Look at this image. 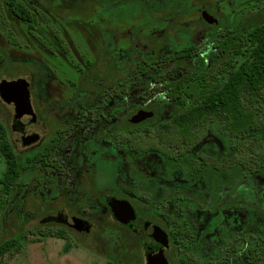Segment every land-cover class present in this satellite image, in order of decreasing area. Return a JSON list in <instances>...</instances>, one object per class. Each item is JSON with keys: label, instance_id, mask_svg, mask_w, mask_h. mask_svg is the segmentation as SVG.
<instances>
[{"label": "rangeland", "instance_id": "rangeland-1", "mask_svg": "<svg viewBox=\"0 0 264 264\" xmlns=\"http://www.w3.org/2000/svg\"><path fill=\"white\" fill-rule=\"evenodd\" d=\"M15 1L31 11L32 21L16 16L8 0H0V80H28L32 106L42 115L44 84L47 110L72 104L69 100L76 91L92 88L93 84L85 79L88 72L87 75L102 78L107 71L102 79L104 87L113 89L114 84L118 88V78H111L112 65L103 62L104 55L97 67L86 64L87 60H97L102 52L112 54L115 50V64L121 66L120 47L128 60L203 42V53L184 61L188 68L201 72L215 58L211 42L217 33L264 21V0ZM203 9L206 16L217 21L215 25L206 22L205 15L206 21L202 20ZM128 64L126 61L127 68ZM144 86L147 85H140L142 90L137 86L132 89L124 104L126 108L133 101L140 102L138 94L139 90L145 92ZM155 93L165 98L158 89ZM166 106L155 119L126 127L121 134L120 142L125 137V145L120 151L123 175L117 177L121 181L119 188L152 206L169 229L180 233L188 230L190 239L178 245L181 264H227L235 250H245L240 256L246 258L249 248L264 243V87L254 104L260 112V130L238 145L234 136L223 129L219 117L200 123L204 128L197 131L196 146L186 144L172 129L173 119L181 109L175 104ZM14 114L13 106L0 97V120L10 142L20 137L11 132ZM109 120L111 123L112 117ZM39 123L29 130L39 132ZM160 123L167 129L163 130ZM103 124L97 123L96 130ZM133 136L154 148L136 151L127 141ZM107 138L111 145L118 143L117 136ZM14 144L18 154L32 150L20 141ZM38 145L39 142L35 147ZM5 167L0 153V179ZM108 169L105 167L104 172L110 173ZM57 183L70 185V178L63 175ZM45 186L48 185L42 180L41 170L35 168L26 172L7 196L0 210V240L18 234L24 239L19 252L0 254V264H106L102 257L108 251L106 238L111 239L120 231L110 210L102 214L96 208L78 209L94 223L87 236L68 228L66 238H39L36 232L43 217L64 207L71 216L77 213L74 203H67V193L60 197L59 192L44 189ZM48 224L51 228L60 226Z\"/></svg>", "mask_w": 264, "mask_h": 264}, {"label": "flooded vegetation", "instance_id": "flooded-vegetation-1", "mask_svg": "<svg viewBox=\"0 0 264 264\" xmlns=\"http://www.w3.org/2000/svg\"><path fill=\"white\" fill-rule=\"evenodd\" d=\"M205 13V9H203L201 12L202 20H205L203 17ZM208 25L211 26L209 23ZM244 29L247 28L240 27L233 30ZM223 31L224 32L217 33V35L214 36V40L211 42L215 51L213 62L203 68L201 72L208 70L219 60L220 51L217 48L216 42L221 39L222 35L226 32V30ZM188 44L193 46V57L188 60H194L203 53L202 46L200 47L203 42L202 44L200 43V45L196 43ZM170 48L171 49L164 53L162 51V54L157 56L146 53L141 54L138 58H128V60H125L127 59L125 58V50L120 47L118 53L120 56H123L121 57V61L118 62L119 64H122L121 66L115 64V50L112 54L109 51L100 52V57L97 60H91V62L87 60L86 64L88 67H93V65L96 64L97 67L98 64H100L101 58H103L101 55H104L105 60L108 61H102L112 65L110 72L111 75H113L111 78H118V88L115 89L114 84L113 89L107 88V86L104 87L105 83L102 82V79L104 80L106 78L104 76H106L107 71L102 78H99L91 74L87 75L89 74L87 68L86 71L88 73L86 74L85 79L89 84H93V87L76 91L75 95L69 100L72 104H60L57 108L54 107L51 110H47L48 107L45 103L47 89L44 84L41 93V103L45 115L40 114L34 108V111L37 114L36 122L21 123L14 119L11 124V132L13 134H20V137L16 138L15 141H20L26 149H32L26 154L40 152L42 158H46V162H43V165L39 164L37 166V169L39 168L42 172L43 182H47L48 185L43 188L46 189L49 187V190L59 192L61 194L60 197H63L62 195L67 193L68 196H66V198L69 199L70 197L69 200L67 199V203H74L73 208L77 209L76 215L72 214L73 217L79 218L85 225H87L89 232L81 233L64 223L56 221L47 222L46 224L51 223L66 226L87 236L94 227V223L89 216L80 214L81 210L78 209L96 208L102 210V214L105 212L107 213V211L110 210V213L114 216L109 204L112 197L126 199L132 204L136 212V219L125 224L114 218L119 229L123 232L121 234L112 235L111 239L105 237L107 239L106 241H108L107 244L113 238H132L134 241L132 246L136 247V251H127V253L130 252V254H132V256L128 258V264H147V255L161 249L159 242L151 235V228L147 226V223L158 225L166 231L169 238V247L164 254L169 264H181L179 261L180 254L178 251V245L179 243L181 244L190 239L188 230H184L180 233L179 231L169 229L165 221L154 213L152 206L147 205L146 202L140 198L135 199L136 197L133 198L129 194L127 195L123 192V190L119 188L121 181L117 178L123 175L121 170L122 160L120 151L125 145V137L123 138V142H120L119 138L125 131V128L138 126L144 122L155 119L160 110L166 105H177L181 109L177 114L183 109L182 105L171 101L162 86L153 79L154 73H157V67H150L148 75L138 74L142 66L153 65L157 60L163 62L165 56L174 53L175 48ZM103 50L105 49L103 48ZM118 59L120 58L118 57ZM126 61L129 63L128 68L126 67ZM168 62L171 63L172 60L170 59ZM127 83H129L128 86ZM143 84L147 85L143 87L145 89L144 93L143 91H140L142 90L140 85ZM132 86H137L140 89V95L138 94L140 102L137 103L133 101L131 106L126 108L124 104H126L127 99L130 98L128 94L131 93L134 88L131 89ZM157 89L159 92L163 93L162 97L164 96L165 98H160V96L155 95L158 94L155 93ZM160 101H163L164 103H159ZM156 102L158 105H156ZM119 112H121V114H118ZM139 113L151 115L137 122L129 123V121ZM51 117L53 120L49 121ZM109 117H112L113 119L111 123L109 122ZM100 122H103L104 124L101 126L100 130L97 131L95 126ZM36 123H39V132L30 131L29 128ZM33 134H38L39 138L36 141L25 145L24 137ZM111 135L114 136V138L117 136L118 143L115 142L111 145L107 138ZM131 138L138 141L137 145L129 141ZM15 141L11 142L13 147L15 145L14 143H16ZM127 141L132 144L136 151H147L154 148L151 144H144L140 137L136 138L133 136L127 138ZM38 142L39 145L36 148L35 146ZM189 145L196 146L197 143H191ZM105 167L110 168L108 169L110 170V173L106 172L107 170L104 172ZM63 175L69 176L70 185H59L57 183V180L61 179ZM65 208L66 207L59 208L55 213L48 214L47 216H58L59 213L65 217L71 216ZM114 250V253L120 252L117 251L118 249ZM244 252L245 250H235L232 253L230 263L227 264H264V243L259 242V244H256L253 249L249 248L246 258L240 256V254L243 255ZM133 253L136 254L133 255ZM102 257L106 260V264L115 262L114 259L112 260L109 257V250L107 251V254L102 255ZM122 264L126 263L122 262ZM210 264L212 263L210 262Z\"/></svg>", "mask_w": 264, "mask_h": 264}, {"label": "trees", "instance_id": "trees-1", "mask_svg": "<svg viewBox=\"0 0 264 264\" xmlns=\"http://www.w3.org/2000/svg\"><path fill=\"white\" fill-rule=\"evenodd\" d=\"M8 5L16 16L32 21L31 11L15 0H8ZM220 58L215 65L203 72L188 68L184 61L193 57V46L175 47L174 53L157 60L155 64L142 66L139 75H148L150 67H157L153 79L162 86L171 101L182 105V111L173 119L172 129L188 144L197 143V131L200 123L212 117L223 121V129L229 131L236 139V144L249 141L248 135L260 130V112L254 104L258 102L264 87V21L246 30H228L216 42ZM241 60L242 57H245ZM3 59L0 53V63ZM172 60L171 63L168 60ZM169 64V65H168ZM153 75V74H152ZM161 124L163 130L167 125ZM161 129V130H162ZM170 129V127H169ZM259 136H255L257 143ZM130 142L137 145L136 140ZM0 153L6 167L0 179V210L3 209L7 196L14 190L26 172L33 171L46 158L40 152L18 154L8 139L7 129L0 120ZM36 232L39 238L58 236L66 238L68 227H49L41 223ZM123 231H118L121 234ZM22 234L0 240V254L19 252L23 248ZM132 238H113L108 243L111 264H128L132 256L129 250ZM69 244L66 245V249ZM114 249L120 251L114 253ZM136 253H133V255ZM125 260V261H124Z\"/></svg>", "mask_w": 264, "mask_h": 264}, {"label": "water", "instance_id": "water-1", "mask_svg": "<svg viewBox=\"0 0 264 264\" xmlns=\"http://www.w3.org/2000/svg\"><path fill=\"white\" fill-rule=\"evenodd\" d=\"M205 18L210 24L215 25L216 21H213L211 17L206 16ZM0 97L8 105L14 107L15 119L21 123H33L37 121V114L31 103V84L28 80L23 78L8 80H0ZM139 113L132 118L129 123L137 122L145 117L149 116ZM39 138L38 134H33L24 137L25 145L36 141ZM114 217L122 222L129 223L136 219V212L132 204L126 199H117L112 197L109 202ZM60 222L67 226L74 228L81 233L89 232V228L79 218L73 216H64L59 213L58 216H45L41 219V223L47 222ZM147 226L151 228V235L160 244V250L157 252L149 253L147 255V264H169L164 252L169 247V238L165 230L160 226L147 223Z\"/></svg>", "mask_w": 264, "mask_h": 264}]
</instances>
